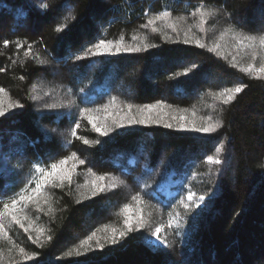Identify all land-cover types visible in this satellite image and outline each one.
Returning <instances> with one entry per match:
<instances>
[{
  "label": "trees",
  "instance_id": "16d2710c",
  "mask_svg": "<svg viewBox=\"0 0 264 264\" xmlns=\"http://www.w3.org/2000/svg\"><path fill=\"white\" fill-rule=\"evenodd\" d=\"M197 6L220 9L205 32L191 16ZM162 10L170 11L173 19L185 18L178 20L179 36L164 23L158 22L160 31L155 33L141 27ZM256 11L264 18V0H0V67L5 68L0 87L7 93L6 102L10 98L23 105L0 117V192L6 193L0 207L33 179V165L49 167L73 152L85 160L77 163L70 185L45 188L50 200H41L42 211L31 203L25 209L29 232L6 221L8 237H0V264H264V78L240 71L251 57L232 46L231 35L219 39L232 26L245 34H264V21L254 20ZM189 29L207 47L219 41L222 55L183 44ZM121 37L125 44L156 47L75 59L100 39L115 42ZM18 41L23 48H16ZM29 44L31 53L25 56ZM40 60L47 63L40 65ZM192 64L197 65L192 72L175 76ZM214 75L220 79L215 81ZM239 84L246 87L230 104L217 99L225 88ZM157 101L190 120L195 112L197 123L211 117L222 127L201 134L163 125H126L101 136L80 115L89 108L100 109L91 115L105 117L104 106L109 105L113 116H122L125 104ZM51 104L63 106L48 108ZM76 121L78 137L99 143L86 145L73 137ZM221 144L223 163L209 164L207 156H216ZM93 174L104 175L106 183L113 177L123 183L84 199ZM189 191L205 197L199 207L187 201ZM137 193L142 204L131 199ZM181 198L191 205L190 211L178 203ZM125 204L131 205L129 216L139 211L153 228L162 225L167 244L151 247L150 229H144L116 244L105 243L103 249L94 239L85 252L81 241L93 232L104 243L111 229L123 227ZM177 212L181 226L168 228L170 214ZM36 229L44 232L33 243L39 235ZM20 247L33 259L23 260Z\"/></svg>",
  "mask_w": 264,
  "mask_h": 264
},
{
  "label": "snow or ice",
  "instance_id": "6c2138e0",
  "mask_svg": "<svg viewBox=\"0 0 264 264\" xmlns=\"http://www.w3.org/2000/svg\"><path fill=\"white\" fill-rule=\"evenodd\" d=\"M42 7H47V5H42ZM220 9L218 8H205L203 6H197L195 10L191 12V16L196 18L198 21V30L200 32H205V25L208 23L210 19L214 16L218 15ZM147 16L148 14L145 13ZM185 19L183 17L173 19L172 13L168 10H162L157 12L154 15L148 17L147 22L143 24L141 27L143 28H151L152 32H158L160 29L157 27L158 22L164 23L168 29H170L173 33H176L179 36V28H178V20ZM236 26H232L226 28L223 32L220 33V40H224L225 36L231 35V40L233 41V47L237 50H247L248 54H250L251 61L247 64V66L240 67V71L247 73L249 76H254V78L261 79L264 78V34H245L243 31L235 30ZM57 31H60L57 28ZM190 29L184 32L182 43L185 45L195 44L199 48H205L207 45L201 42V39L197 38L194 34L190 35ZM133 40H136L137 37L133 36ZM165 39H172L171 36H165ZM9 41L4 39L3 46L8 47ZM24 45L19 41L16 42V48H23ZM156 47L154 44L148 43H136V44H125L123 38L121 37L118 41H107L105 39H100L99 42L93 44L91 47L85 49L82 55H76V60H82L87 57L93 56H104V55H117L120 53H137L141 51H146L149 48ZM221 48V43L217 41L211 47H207L209 52H214L217 55H222L219 51ZM32 49V45L29 44L27 50L25 51V56L30 55ZM233 61H235V56L232 57ZM259 60V64L257 66L256 61ZM15 63V61H13ZM47 61L40 60V65H45ZM233 67H237L238 65L233 63ZM197 67L196 64H192L190 68H185L183 72L175 73L176 77L187 75L189 72H192L193 69ZM5 68L0 67V72H4ZM21 80L24 79L23 76L20 77ZM246 85L239 84L235 87L225 88L222 92L217 94V99L221 101L224 105L230 104L237 94L241 93ZM7 93L4 88L0 87V117H4L7 112L14 108L23 107V105L18 102L12 101L10 98L5 101V97ZM35 99V97H33ZM112 103L115 104V98H113ZM63 105L51 104L47 105L48 108L55 109L58 107H62ZM127 111L124 112L122 116H113L112 113L108 111L109 105L104 106V112L107 114L105 117L93 116L90 113L92 112H100V109H89L84 108L80 115L82 118L87 119V121L91 124L92 129L99 133L101 136H108L110 132H112L115 128H122L126 125H163V127L168 129H177L181 131H194L197 133H214L219 128L222 127L221 121H213L211 117H207L203 119L201 123H197L195 120V112L192 113V119L185 114H181L179 110H172L171 105H166L163 102L157 101L155 104H147V105H133V104H125L123 106ZM108 117H112V122H108ZM80 128L79 121L75 122V127L71 129V135L73 137H77L78 139L83 140L84 144L90 143H99V141H89L86 138L77 136V129ZM224 147L221 144L220 147L216 148V156H207V162L209 164L219 165L222 164L223 161L220 158V154L223 152ZM69 161H72L71 167L68 166ZM77 163L80 165L85 164V160L80 159L75 152L71 155L60 159L58 162L51 163L49 167H41L39 164L33 165L35 173H38V178H34V180H30L29 183L18 193H15L11 196V198L4 199L2 203V207H0V237H8V233L5 230L6 221H10L19 225L20 228L24 230V232H29V228L31 227V222H29V226L25 227V220L29 218L25 215V209L29 206V204H34L41 211L40 208L41 200L44 201L45 204L49 203L50 196L45 191L46 187L52 188H62L67 182L69 185L72 183V175L76 169ZM93 179H91L85 187L88 188V195L82 194L84 199H91L98 196L101 193L107 192L112 189H116L122 181H118L115 177L108 180L106 183V177L104 175H95L93 174ZM34 183L35 186L31 187V184ZM6 195L4 192H0V197ZM132 201L142 204L143 198L137 193L132 196ZM205 200L203 195L196 196L195 193L189 191L187 193V201L195 204L196 207H199L200 203ZM81 201H77L80 203ZM178 203L183 206L186 211L191 210V205L186 203L183 198H181ZM131 205L125 204L121 208V214L123 215V227L119 230L111 229L110 234L105 236L104 243L100 242V239L96 237V232H93L86 239L81 241L80 247L84 249L85 252L92 249V241L96 240V247L99 249H103L105 247V243L116 244L120 240L126 238L129 233L141 231L144 229H150V236L155 237L156 241H159L161 244H167L166 238L162 237V228L163 226L152 227L150 220L142 215L139 211L135 216H129L128 212ZM150 215V214H149ZM183 218L180 216L179 212L175 214V216H171L168 220V228L180 227L181 220ZM39 233L36 239L33 240V243H36L40 240V235H43V229H36ZM105 232L109 230L107 227L104 229ZM29 240H32V236L29 235ZM48 240H51L52 237L48 236ZM15 246V245H14ZM11 252V249H9ZM20 256L23 260H32L33 255H30L23 247L19 248ZM73 253L68 252L67 255L71 256ZM77 255H80V251H76ZM2 259V256H0ZM38 264V262H37Z\"/></svg>",
  "mask_w": 264,
  "mask_h": 264
},
{
  "label": "rangeland",
  "instance_id": "374dc122",
  "mask_svg": "<svg viewBox=\"0 0 264 264\" xmlns=\"http://www.w3.org/2000/svg\"><path fill=\"white\" fill-rule=\"evenodd\" d=\"M66 9H67V8H66ZM254 20L262 23V22L264 21V18H263L262 14H261L260 12L256 11V13L254 14ZM239 22H240V24H242V25H244V23H245L244 20H240ZM178 28H180V26H179ZM224 45H226V44H224ZM228 48H229V45H226V46H225V49H228ZM241 54H242V53H241ZM242 55H243V54H242ZM173 62L176 63V61H173ZM178 64H179V65H183L184 63L181 62V61H179ZM256 64H257V65L259 64V60L256 61ZM55 73H56V74H55L56 77H58V75H60V72H59L58 70L55 71ZM89 73H90V71H87V72L85 73V76H87ZM214 76H215V77H214V80H215V81H218V80L220 79L219 76H217V75H214ZM207 80H208V79H207ZM80 81H81V78H79L78 80H76L77 83H80ZM122 85H123V84L121 83L120 86H122ZM127 90H128V92H129L131 95L134 94V93L130 90V88H127ZM108 122L111 123L112 120H109V119H108ZM196 134H197V133H196ZM201 134H202V133H201ZM38 175H39L38 173H34V176H33V179H32V180H34V178H38ZM31 186L34 187L35 184L32 183ZM110 210H111V209H110ZM136 211H138V210H136ZM86 219H88V217H87ZM164 229H165V228H162V232L164 231ZM148 243H149V245H150L151 247H155V248H158V247H161V246L164 245V244H161L159 241H156V240H155V237L149 239Z\"/></svg>",
  "mask_w": 264,
  "mask_h": 264
}]
</instances>
